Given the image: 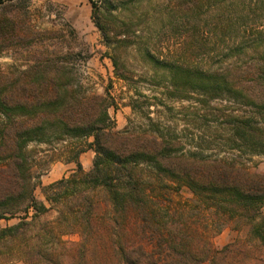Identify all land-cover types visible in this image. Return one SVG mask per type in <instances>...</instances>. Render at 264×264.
Returning <instances> with one entry per match:
<instances>
[{
  "label": "rangeland",
  "instance_id": "374dc122",
  "mask_svg": "<svg viewBox=\"0 0 264 264\" xmlns=\"http://www.w3.org/2000/svg\"><path fill=\"white\" fill-rule=\"evenodd\" d=\"M94 21L108 32L107 41ZM113 60L126 80L117 78ZM173 65L195 75H218L259 106L246 107L226 93L206 103L189 87L177 91L172 79L182 72H173ZM43 72L55 73L65 91L85 98L108 93L114 101L108 110L113 131L164 139L176 156L189 161L233 166L243 182L264 178V154L231 148L229 125L232 115L252 118L264 107V0H0V92H9L23 76ZM91 142L28 144L33 195L46 209L43 189L68 179L76 171L72 158ZM93 160L91 150L78 157L84 172ZM167 184L162 190L153 184L151 207L157 215L150 226L130 220L122 236L109 240L103 229L112 225L110 204L98 190L91 194L93 232L76 231L61 217L64 206H54L25 220L20 234L0 240V264H124L119 242L127 251L162 252V258L154 257L157 264H169L165 254L172 249L180 256L170 264H264V227L261 239L252 227L259 217L217 210L184 185ZM260 213L264 220V207ZM19 218L0 221V230L19 225ZM151 226L175 241H152Z\"/></svg>",
  "mask_w": 264,
  "mask_h": 264
},
{
  "label": "trees",
  "instance_id": "16d2710c",
  "mask_svg": "<svg viewBox=\"0 0 264 264\" xmlns=\"http://www.w3.org/2000/svg\"><path fill=\"white\" fill-rule=\"evenodd\" d=\"M92 8L93 19L96 20L98 11L94 5ZM94 24L107 41L105 28L97 21ZM112 64L117 78L126 80L119 73L117 62L113 60ZM158 66L162 67L161 64ZM172 70L182 72L180 77L172 79L175 89L185 92L189 87L192 93L201 92L203 102L225 98L223 94L226 93L236 102L243 101L246 107L259 106L218 75H195L180 65H173ZM64 85L55 73H32L19 79L9 92H0L3 125L0 128V221L23 216L19 218V225L0 230V240L20 234L27 227L25 220L44 215L58 205L64 206L60 214L63 219L70 220V227L85 234L93 232L96 207L91 194L98 190L105 191L112 216H109L112 225L103 231L109 240L113 236L118 238L130 220L138 219L145 226L156 220L157 214L151 207L155 204L154 183L160 190L167 189V183H180L195 197L226 213H253L254 220L257 217L261 219L260 223L252 226L255 235L261 239L264 178L256 176L243 182L236 177L239 172L233 166H216L217 162L202 163L197 159L189 161L183 155L176 156L170 149L171 143L164 139L141 138L113 131L114 124L108 110L114 107V101L108 93L102 97L85 98L79 93L65 91ZM258 108L252 118L244 115L230 117L231 148L249 154H264V107ZM90 138L92 142L86 143V147L78 150L71 160L76 171L68 179L43 189L49 205L46 209L33 195L36 184L25 152L28 144ZM86 150L94 153L92 168L88 172H84L78 162L79 155ZM142 166L148 169L147 173ZM74 200L79 201L75 203ZM30 212L33 214L29 217ZM149 230L152 241L156 238H163L164 242L175 241L171 236L166 238L164 233L157 234L156 231H161L159 228L155 231L151 226ZM178 245L174 244V247ZM118 248L124 264H139L143 258L157 264L154 260L157 253L149 254L142 248L127 251L120 242ZM172 252L165 254V260H168L165 263L170 264L180 256L175 249ZM135 253L138 256H134ZM162 255L160 252L156 258H162Z\"/></svg>",
  "mask_w": 264,
  "mask_h": 264
},
{
  "label": "crops",
  "instance_id": "0c3cea01",
  "mask_svg": "<svg viewBox=\"0 0 264 264\" xmlns=\"http://www.w3.org/2000/svg\"><path fill=\"white\" fill-rule=\"evenodd\" d=\"M68 168V167H67ZM69 168H71V167H69Z\"/></svg>",
  "mask_w": 264,
  "mask_h": 264
}]
</instances>
